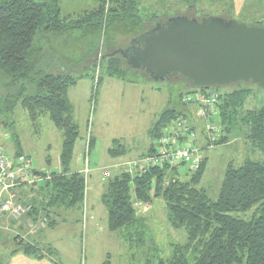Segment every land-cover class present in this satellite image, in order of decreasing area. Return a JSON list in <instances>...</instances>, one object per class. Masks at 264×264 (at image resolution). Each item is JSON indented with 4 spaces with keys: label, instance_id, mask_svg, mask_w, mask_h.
Segmentation results:
<instances>
[{
    "label": "trees",
    "instance_id": "16d2710c",
    "mask_svg": "<svg viewBox=\"0 0 264 264\" xmlns=\"http://www.w3.org/2000/svg\"><path fill=\"white\" fill-rule=\"evenodd\" d=\"M97 2L95 9L73 17L61 14L59 0H0V117L12 114L19 107L32 123L48 117L63 138L59 171L50 173L49 180L36 183L39 184L35 188L37 196L30 199L32 215H38L41 210L58 217L60 210L75 209L83 204L85 177L70 170L76 126L67 98L69 86L87 74L85 70L81 72L82 65L97 54L101 39L105 50L111 54L156 24L148 26L143 22L138 15V0H110L113 5L109 9L105 7V0ZM220 18L231 21L224 16ZM251 26L264 27V21ZM102 65L112 76L123 78L132 70L150 79L143 71L127 66L120 55L107 56L99 69ZM95 66L90 67L92 72ZM174 76L177 75L169 78ZM214 88L221 87L193 88L190 93L219 95L216 115L221 134L215 143H222L230 134L238 133L240 124L249 132L247 138L252 150L264 154V109L243 111L248 95L244 89L222 94ZM183 112L177 108L163 112L151 130L152 138L158 140L163 129L175 119L188 120L190 117ZM194 120H188L189 127L199 138L201 128ZM91 145L90 141L89 149ZM154 151L152 146L147 155ZM109 153L116 157L123 150L111 149ZM13 154L23 153L17 150ZM258 159H245L238 166L229 165L214 200L199 187L205 159L199 170L188 171L184 179L179 167H151L144 173L134 174L124 170L119 175L104 178L102 202L107 211L108 230L116 233L130 250L143 247L148 230L145 219L137 213L135 202L151 205L155 199H161L168 224L175 230L183 229L187 240L183 245L173 246L164 259L155 249L156 260L147 259L144 264H264V156ZM34 172L36 176H46L37 169ZM20 196L23 199L21 193ZM50 225L54 226V221ZM32 249L28 245L20 246L13 254L30 255Z\"/></svg>",
    "mask_w": 264,
    "mask_h": 264
},
{
    "label": "rangeland",
    "instance_id": "374dc122",
    "mask_svg": "<svg viewBox=\"0 0 264 264\" xmlns=\"http://www.w3.org/2000/svg\"><path fill=\"white\" fill-rule=\"evenodd\" d=\"M138 1V15L148 26L154 25L158 20L166 22L185 15L198 20L224 16L247 26L259 20L264 21V4H261L264 0ZM87 2L88 0H63L62 15L69 10L79 12ZM112 5L110 0H105L106 9ZM76 16L79 15H73ZM56 46L61 48L62 44L56 43ZM123 46H128V42ZM96 52L99 58L94 72L86 68L87 74L67 89L70 114L76 126L70 170L77 172L88 167L89 174L88 192L81 207L60 210L58 217L41 210L38 215H32L33 205L30 199L37 196L34 195L37 192L35 188L40 182L49 180L50 173L59 171L62 134L48 117H41L32 123L19 107L12 114L0 117V123H4L3 126L0 124V147L9 154L20 150L29 155L34 168L46 173L45 177H39V184L22 189V200L30 204L31 212L19 220L5 219V225H0V264H9L12 256L16 255L13 251L24 245L31 246V254L46 257L45 260L52 262H48L50 264H144L147 259L156 260L158 253L160 258H167L173 246L185 244L186 232L183 229L175 230L168 224L164 202L155 199L151 205L135 202L137 213L145 219L148 232L145 245L130 250L116 233L108 230L107 213L102 202L104 188L99 184L104 171L111 173L109 177H112L127 168L131 169L129 165H122L119 169H123L119 171L110 170L109 166L115 160V156L109 155L111 149H125L130 160L144 152L147 144L157 147L158 140L151 138V134L147 136L146 132L156 124L157 116L167 109L177 108L183 112L184 107L183 113L190 117L188 120L196 119L194 121L201 128L197 138L200 146L198 154L205 159L206 167L199 187L205 189L213 200L216 199L223 174L229 165L238 166L245 159L259 160L264 156L259 150H252L249 137L247 138L249 132L240 124L237 125L238 133L230 134L222 143H215L221 134L217 115L211 122L218 134L214 141H208L202 121L196 115L199 108L185 100L187 96L194 94L190 93L193 88L180 77L174 76L156 83L132 70L123 78L112 76L103 65L99 69L102 60L109 55L103 39L99 41ZM245 85L214 89L222 94L244 89L248 95L243 111L264 109V90L254 84ZM89 139L92 142L90 149L86 141ZM119 157L124 159V154ZM179 171L184 179L183 175L189 171V162L180 165ZM135 172L133 170V174ZM51 221H54V226L50 225Z\"/></svg>",
    "mask_w": 264,
    "mask_h": 264
},
{
    "label": "water",
    "instance_id": "95a60500",
    "mask_svg": "<svg viewBox=\"0 0 264 264\" xmlns=\"http://www.w3.org/2000/svg\"><path fill=\"white\" fill-rule=\"evenodd\" d=\"M116 55L156 83L177 75L192 88L250 83L264 90V27L220 17L181 16L156 23L107 56ZM98 58L95 54L88 59L81 72L97 64Z\"/></svg>",
    "mask_w": 264,
    "mask_h": 264
},
{
    "label": "built area",
    "instance_id": "2783aa9c",
    "mask_svg": "<svg viewBox=\"0 0 264 264\" xmlns=\"http://www.w3.org/2000/svg\"><path fill=\"white\" fill-rule=\"evenodd\" d=\"M218 97L217 93L197 92L185 99L199 108L196 115L202 121L207 140L211 142L217 136V129L212 126L211 120L216 115ZM189 126L188 120L182 117L175 119L171 125L163 129L155 151L131 163L128 172L133 174L135 170V173H144L151 167L174 169L187 162H189V171L194 173L199 170L202 157L198 154L200 151L198 137ZM34 170L33 160L29 155L9 154L0 147V223L5 219L19 220L31 212L30 204L21 199L19 190L41 180L35 175ZM84 174H88L87 168ZM109 175L108 172H104L103 178Z\"/></svg>",
    "mask_w": 264,
    "mask_h": 264
},
{
    "label": "crops",
    "instance_id": "0c3cea01",
    "mask_svg": "<svg viewBox=\"0 0 264 264\" xmlns=\"http://www.w3.org/2000/svg\"><path fill=\"white\" fill-rule=\"evenodd\" d=\"M59 6H60L61 14H62L63 0H61V2H60V0H59ZM96 6H97V0H88L87 4L85 3V8H83L82 10H79V12H77V11L74 12V11H70V10H69V12H66L65 14H63V16H73L74 14H75V15H80V14H83V13H85V12H89V11L95 9ZM73 10H74V9H73ZM67 94H68V92H67ZM167 110H168V109H167ZM159 117H160V116H157V118H156V122L158 121ZM152 128H153V127H151V128L146 132V133H147V136L151 134V130H152ZM151 138H152V134H151ZM152 140H153V139H152ZM152 140H151V141H152ZM62 141H63V139H62ZM86 141H88V140H86ZM89 143H90V139H89V141H88V145H87L88 148H89ZM152 146H153V145H151V144H147V146H146L144 152L137 154L136 157H133V158H131L130 160L128 159L127 154H126V150L124 149L122 154H118V155L116 156V157H119V156H121V155L124 154V159H123V157H119V159H116V157H115L114 163L111 164V166H109L110 170H117V171H119V170L123 169V168L119 169L120 167H122V165H130V163H134V162H136L137 159H139V157H141V156L143 157V155H147V154L149 153V151H150V149H151ZM109 155H110V153H109ZM110 156H111V155H110ZM135 160H136V161H135ZM132 161H133V162H132ZM129 167H130V166H129ZM85 168L88 169V167H85ZM85 168H84L82 171H81V170H78L77 172H79V173H81L82 175H84V170H85ZM127 169H129V168H127ZM104 170H108V169H104ZM104 172H108V171H104ZM104 172H103V173H104ZM108 173H109V172H108ZM110 174H111V173H110ZM87 176H89V174H87V175L84 176V177H85V196H84V198L86 197L87 192H88ZM101 181H102V183L105 182V179L103 178V174H102V178L100 179V183H99L100 185L103 186V184H101ZM20 193H22V189L19 190V194H20ZM106 213H107V211H106ZM0 225H5V224H4V221H3L2 223H0ZM45 258H46V257H42V256L37 257V256L34 255V254L26 255V254H23V253L19 252V253H17L16 255L12 256V258H11V262H10L9 264H50V263H48V262H51V261L48 260V259H46V260H47V261H46ZM44 260H45V261H44ZM46 262H47V263H46ZM51 263H52V262H51ZM53 264H54V263H53Z\"/></svg>",
    "mask_w": 264,
    "mask_h": 264
}]
</instances>
